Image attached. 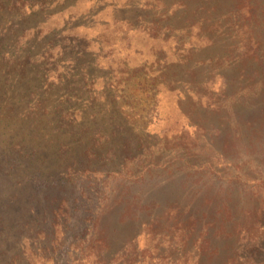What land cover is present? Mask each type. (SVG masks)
I'll return each instance as SVG.
<instances>
[{"label":"rangeland","instance_id":"1","mask_svg":"<svg viewBox=\"0 0 264 264\" xmlns=\"http://www.w3.org/2000/svg\"><path fill=\"white\" fill-rule=\"evenodd\" d=\"M175 2L0 0V264H165L183 159L232 173L188 123L217 125L186 84L220 72Z\"/></svg>","mask_w":264,"mask_h":264},{"label":"trees","instance_id":"2","mask_svg":"<svg viewBox=\"0 0 264 264\" xmlns=\"http://www.w3.org/2000/svg\"><path fill=\"white\" fill-rule=\"evenodd\" d=\"M175 1L179 18L216 48L209 61L220 72L196 88L186 84L196 107L220 115L217 125L206 130L192 112L188 123L196 122L199 135L215 131L232 173L222 176L214 165L183 159L203 177L193 184L196 203L165 206V264H264V0ZM215 78L216 92L210 87ZM223 100L242 103V111L233 113Z\"/></svg>","mask_w":264,"mask_h":264}]
</instances>
